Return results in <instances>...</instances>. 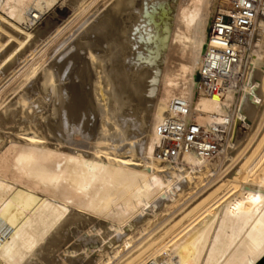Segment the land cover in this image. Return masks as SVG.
<instances>
[{"label":"bare ground","instance_id":"1","mask_svg":"<svg viewBox=\"0 0 264 264\" xmlns=\"http://www.w3.org/2000/svg\"><path fill=\"white\" fill-rule=\"evenodd\" d=\"M253 1L234 86L197 79L252 1L0 0V264H264Z\"/></svg>","mask_w":264,"mask_h":264},{"label":"built area","instance_id":"2","mask_svg":"<svg viewBox=\"0 0 264 264\" xmlns=\"http://www.w3.org/2000/svg\"><path fill=\"white\" fill-rule=\"evenodd\" d=\"M249 3L243 10V15L239 18L240 30H234L231 24L234 18L227 15H218V18L212 28L211 44L207 52V59L204 73L198 77V82L203 80L216 82L232 83L234 86L240 85L243 74L240 68V60H238L237 51L234 47V40L245 38L248 28L253 26V18L255 16V2ZM247 30V31H246ZM210 88V87H209Z\"/></svg>","mask_w":264,"mask_h":264},{"label":"rangeland","instance_id":"3","mask_svg":"<svg viewBox=\"0 0 264 264\" xmlns=\"http://www.w3.org/2000/svg\"><path fill=\"white\" fill-rule=\"evenodd\" d=\"M56 10L58 11V16H56L57 20L63 21L65 18H67L70 15V11L67 6L62 7H56ZM68 11V12H67ZM49 15H47L42 22L39 23V26H42L45 23V20L47 19ZM60 21V22H61Z\"/></svg>","mask_w":264,"mask_h":264}]
</instances>
